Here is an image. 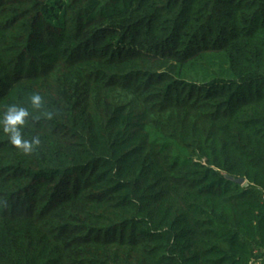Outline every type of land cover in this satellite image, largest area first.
I'll list each match as a JSON object with an SVG mask.
<instances>
[{
  "label": "trees",
  "instance_id": "16d2710c",
  "mask_svg": "<svg viewBox=\"0 0 264 264\" xmlns=\"http://www.w3.org/2000/svg\"><path fill=\"white\" fill-rule=\"evenodd\" d=\"M0 264H264V0H0Z\"/></svg>",
  "mask_w": 264,
  "mask_h": 264
},
{
  "label": "water",
  "instance_id": "95a60500",
  "mask_svg": "<svg viewBox=\"0 0 264 264\" xmlns=\"http://www.w3.org/2000/svg\"><path fill=\"white\" fill-rule=\"evenodd\" d=\"M230 180L234 181L235 183L237 184H241V185H244L246 180L245 179H232V178H229Z\"/></svg>",
  "mask_w": 264,
  "mask_h": 264
}]
</instances>
